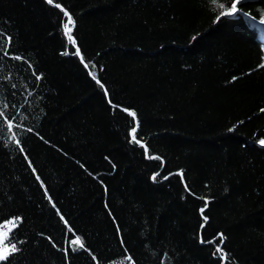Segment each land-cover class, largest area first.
I'll return each instance as SVG.
<instances>
[{"label": "trees", "instance_id": "trees-1", "mask_svg": "<svg viewBox=\"0 0 264 264\" xmlns=\"http://www.w3.org/2000/svg\"><path fill=\"white\" fill-rule=\"evenodd\" d=\"M228 7L0 0V251L16 244L11 264H264V0L217 22ZM137 121L147 155L130 142ZM77 236L85 248L72 251Z\"/></svg>", "mask_w": 264, "mask_h": 264}, {"label": "snow or ice", "instance_id": "snow-or-ice-1", "mask_svg": "<svg viewBox=\"0 0 264 264\" xmlns=\"http://www.w3.org/2000/svg\"><path fill=\"white\" fill-rule=\"evenodd\" d=\"M46 2L51 5L53 4V0H46ZM213 3H215V0H213ZM228 3H229V7L227 8L226 11H222L220 12L217 16H216V21H220V19L222 17H229V18H235L236 16L238 15H241L242 14V5L244 3V0H228ZM55 7L57 8H60V10L63 12L64 16L67 17V22H65L63 24V32H64V35L67 37L68 41L72 44V45H75L76 44V41L75 39L72 37L71 35V32H72V28L69 26V25H73L74 26V21L72 20L70 14L65 11L60 4H56ZM220 7L221 8H224V4H220ZM260 24L264 25V19H261L260 20ZM10 40V38H9ZM64 55H68L69 53L68 52H65L63 53ZM5 55H7V52H5ZM74 55H76L77 57L80 58L81 60V63H84V67L85 68H88L89 65L88 63H85L84 62V58L80 52V49L77 47L76 48V51L74 53ZM15 59H20V57H15ZM93 68L95 67V65L92 66ZM260 67H264V64L260 65ZM90 75L92 76V78L94 80H96V75L94 72H90ZM40 77H37V79H39ZM233 79H236V77H233ZM97 83H100L98 80H97ZM101 87H103V85H101ZM105 95H107V92L105 91ZM123 111L127 112L129 116L133 117V119H135L136 117V113L134 111H129L128 109H124ZM261 112H264V109H261L260 110ZM3 113L0 112V116H2ZM8 127L11 128L12 125L11 123L8 124ZM138 127H139V123L137 121L136 123V126L132 127L130 129V132H129V135L131 137L130 139V142L131 143H135L137 145H140L141 147H143L145 149V155H147V148L146 146L141 142V140L137 139V130H138ZM232 129H230L229 131H231ZM12 140L17 144L19 145L20 141L16 139L15 136L12 137ZM258 143L261 145V146H264V139H260L258 141ZM20 151L23 152L24 149L21 147L20 148ZM148 158H155V159H159L158 157H148ZM30 164V162H29ZM31 166V164H30ZM33 171H35V169H33ZM182 177V171L181 173H179ZM158 175V174H157ZM157 175H154L152 177L153 181H155L157 179ZM37 179H39V177H37ZM165 179H167V177H165ZM43 186V185H42ZM49 199H51L49 197ZM53 207H55V205L53 204ZM207 207V201H205V208ZM204 208H201L200 209V212H201V215L203 216V213H204ZM14 220H19L20 218H13ZM61 219L63 220V217L61 216ZM204 219V222L207 223V217H203ZM201 227H203V225H201ZM219 235V238H220V244L222 245L223 244V234H218ZM201 243H205V241L203 239H201L200 241ZM10 243V249L5 247L4 250L0 251V262H8V264H11L10 262V257L15 254L17 251H19V249L17 248L16 244L14 243ZM209 243H212L211 241H209ZM70 244L72 246V251H77L78 249H83L85 248V245L82 241V238L77 236L75 239L71 240L70 241ZM65 251L67 252V249H65ZM216 253H220L221 254V258H226V254L223 253V250L222 248L217 245L216 247ZM129 259H131L129 257Z\"/></svg>", "mask_w": 264, "mask_h": 264}]
</instances>
